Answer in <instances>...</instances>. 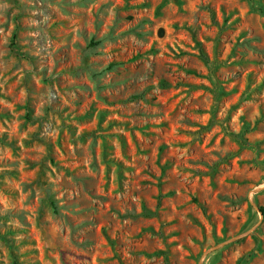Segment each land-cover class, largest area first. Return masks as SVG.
I'll list each match as a JSON object with an SVG mask.
<instances>
[{
  "label": "rangeland",
  "instance_id": "obj_1",
  "mask_svg": "<svg viewBox=\"0 0 264 264\" xmlns=\"http://www.w3.org/2000/svg\"><path fill=\"white\" fill-rule=\"evenodd\" d=\"M253 1L0 0V264H264Z\"/></svg>",
  "mask_w": 264,
  "mask_h": 264
},
{
  "label": "trees",
  "instance_id": "obj_2",
  "mask_svg": "<svg viewBox=\"0 0 264 264\" xmlns=\"http://www.w3.org/2000/svg\"><path fill=\"white\" fill-rule=\"evenodd\" d=\"M248 2L253 10H257L261 13L263 12L262 8L260 6H256V3L253 0H248ZM202 58L207 61V58L204 55H202ZM261 213L264 216V208L261 209Z\"/></svg>",
  "mask_w": 264,
  "mask_h": 264
}]
</instances>
